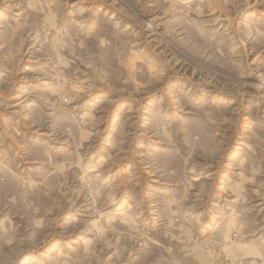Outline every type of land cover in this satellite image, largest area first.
<instances>
[{
    "label": "rangeland",
    "instance_id": "obj_1",
    "mask_svg": "<svg viewBox=\"0 0 264 264\" xmlns=\"http://www.w3.org/2000/svg\"><path fill=\"white\" fill-rule=\"evenodd\" d=\"M0 264H264V0H0Z\"/></svg>",
    "mask_w": 264,
    "mask_h": 264
},
{
    "label": "bare ground",
    "instance_id": "obj_2",
    "mask_svg": "<svg viewBox=\"0 0 264 264\" xmlns=\"http://www.w3.org/2000/svg\"><path fill=\"white\" fill-rule=\"evenodd\" d=\"M147 70L151 71V70H153V69H152V67L148 66V67H147Z\"/></svg>",
    "mask_w": 264,
    "mask_h": 264
}]
</instances>
